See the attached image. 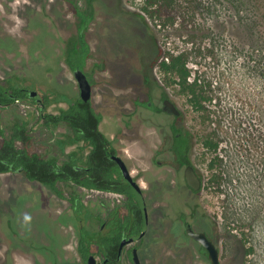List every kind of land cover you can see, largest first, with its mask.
Instances as JSON below:
<instances>
[{
	"label": "rangeland",
	"instance_id": "rangeland-1",
	"mask_svg": "<svg viewBox=\"0 0 264 264\" xmlns=\"http://www.w3.org/2000/svg\"><path fill=\"white\" fill-rule=\"evenodd\" d=\"M74 25L63 0H0V81L29 85L21 78L30 77L41 80L46 94L78 97L64 63ZM89 39V70L96 63L104 67L95 73L93 93L95 108L105 115L103 130L119 135L127 127L134 138L143 131L147 139L132 144L133 153L150 159L176 118L138 107L137 100L161 108L166 94L182 111L177 124L190 134L191 156L205 176L195 198L163 195L151 202V229L158 235L162 228L165 237L155 256L164 254L166 264H191L173 232L180 230V215L198 205L207 215L198 226L214 224L226 235V264H264V0H97ZM169 54L186 55L203 108L191 102L177 74L162 70ZM28 108L0 109L3 127L11 133L15 124L31 120ZM67 132L57 129L58 138ZM38 135L35 148L46 151L49 145L41 141L49 131L39 128ZM84 195L87 201L100 197ZM67 208L23 173L0 174V264H82ZM61 210L69 219L63 230Z\"/></svg>",
	"mask_w": 264,
	"mask_h": 264
},
{
	"label": "flooded vegetation",
	"instance_id": "flooded-vegetation-1",
	"mask_svg": "<svg viewBox=\"0 0 264 264\" xmlns=\"http://www.w3.org/2000/svg\"><path fill=\"white\" fill-rule=\"evenodd\" d=\"M63 2L69 7L70 13L75 19L74 31L66 39L65 43L64 63L75 79L78 97L72 98L66 93L58 92L46 94L40 86L42 83L41 80L38 81L30 77L21 78L23 81L30 82L29 85H6V83L0 81V86L2 87V90H0V109L2 111H7V108L12 106L28 108L33 105L37 109V113L35 114V112L30 109L32 107L28 108L32 119L27 123L15 124L11 133L3 127L0 118V148L4 140L3 136L10 138L14 134L15 127H24L26 133L30 137V152L41 154L47 159H56L60 168L70 171L68 173L70 176L76 175V172H78L85 177L90 170L88 155L92 147L89 145V141L86 139L77 140L72 128L66 123L54 126H47L44 124L45 114H59L62 110L68 109L78 100H83L79 82L74 75L75 70L71 69L66 62L67 43L70 40L77 35H84L90 45L91 55L86 59V66L77 69H81L85 72L92 85V97L87 102H91L94 108L93 93L95 87L98 85L95 73L104 68L99 63H96L95 66L89 70L90 61L93 58V47L89 39V33L96 19L97 0L94 1L95 17L94 20L90 22L88 29L79 28L83 19L80 17L78 11L80 9V11L83 12V8L86 6L85 0H63ZM159 58L160 56L158 59ZM146 80H149V78ZM34 92H37V95L31 97V94ZM5 97L13 99L14 102L12 104L3 102ZM56 97L58 98L57 101H55ZM167 99L172 100L171 97L166 94L160 96V101L162 103L161 108L154 107L153 102L150 100L145 103L144 100L139 99L137 100V106L153 108L157 112L169 114L163 109ZM21 104H24L26 107ZM174 104L178 106L175 102ZM51 108H53V111ZM98 112L103 116L100 130L109 140L105 153L107 158L114 161L119 167L118 163L113 159V156H120L126 162L140 190L135 188L124 178L121 170V180L128 184L129 191H110L88 188L74 180H64L58 183V187L64 193L63 197L53 188L38 181L30 180L24 171V167L17 168L11 164L10 171L4 173L0 172V174L23 173L29 182L38 183L48 188L53 196L61 199L63 203L68 205L69 208L67 209L71 214V221H73L78 230L77 251L82 264H89L90 256H94L95 264H166L165 260L161 257V255L164 254H160L158 257L155 256V253L161 250L159 245L165 242V237L162 233L163 231H161L162 228H159L158 235H155L151 229V202L163 195L169 197L186 196V198H195L203 191L205 176L201 173L191 156L192 138L188 132L183 131L177 124L181 115H172L176 118V122L172 125L169 134L158 137L160 145L156 147L155 151L151 153L150 159H148L145 157L144 153L134 154L132 147L134 143L143 144L147 139V134L141 131L139 133L140 136L134 138V134L128 132L130 129L127 127L123 128V131L119 135L113 132H105L103 130L105 115L103 112ZM61 127L67 128L68 132L58 138L57 129ZM175 127L177 130L174 129ZM39 128L49 131V137L43 139L46 142L43 140L41 141L43 144L49 145L46 151H42L43 153L37 151L35 148L36 142H38ZM182 135L186 137L182 138ZM179 139L181 142H186V147L184 149L186 153H184V156H181L180 148L177 145ZM17 146L19 149L24 148L21 142H17ZM189 166L194 167L195 172L202 181L199 190L194 189L188 183L186 171ZM166 170L168 171L167 173H165ZM152 176H155L156 183L151 181ZM65 188L71 191L67 193ZM84 192L97 193L100 197L88 199L87 201L86 197L88 196L84 195ZM132 201L136 204H131ZM51 206L52 204L50 203V207ZM54 210L60 211V208L54 207ZM61 212L63 215H60L59 218L63 217L64 223L59 224V226H61V230H63L66 226V221L69 219L66 220L67 215L65 211L61 210ZM206 217L207 215H203L202 211L198 209V205L195 207L194 211L192 210L187 215L186 213L180 215L178 218L180 230L173 232L176 240H179L177 248L187 251L185 256H189L190 258L183 259L190 261L191 264H212L207 248L188 234V228L189 225H191L194 231L206 234L208 239L213 242L218 250L219 263L226 264V259L224 258L226 235L221 231L220 226H214V224L210 225L208 223L209 221H205L208 225L204 227L198 226V221ZM55 219H58V217ZM81 246L88 249L86 258H84L80 252Z\"/></svg>",
	"mask_w": 264,
	"mask_h": 264
},
{
	"label": "trees",
	"instance_id": "trees-1",
	"mask_svg": "<svg viewBox=\"0 0 264 264\" xmlns=\"http://www.w3.org/2000/svg\"><path fill=\"white\" fill-rule=\"evenodd\" d=\"M94 1L85 0L86 6L83 8V12L79 9L78 13L83 19L80 29H88L90 22L94 20ZM90 55L91 48L84 35H77L67 43L66 62L71 69L76 70L79 67H85L86 59ZM169 55V60L164 57L161 61L162 70L166 73L174 72L177 74L180 78L179 84L191 95V102L196 107L203 108V95L197 87V82L190 80L191 71L186 55ZM0 90H2L1 86ZM3 102L12 104L14 100L5 97ZM102 119V114L93 107L92 103L83 100H78L59 114L48 113L44 116L45 125L54 126L66 123L72 128L77 140L86 139L89 141V145L92 147L88 155L90 170L85 177L76 171V175L70 176L68 174L70 171L60 168L56 159H47L41 154L30 152V137L25 128L21 126L15 127L14 134L10 138L3 136L4 140L0 148V172L10 171L11 164L17 168L24 167V171L30 180L38 181L53 188L61 197L64 196V193L58 187V183L64 180H74L88 188L129 191L128 184L121 180L119 167L105 154L109 140L100 130ZM174 129L177 130L176 127ZM184 137L186 136L182 135V138ZM17 142H21L24 148L19 149ZM206 144L214 150L218 148V144L211 141H207ZM177 145L180 148L181 156H184L186 142H181L179 139ZM131 204L136 203L132 201ZM80 252L86 258L88 249L81 246Z\"/></svg>",
	"mask_w": 264,
	"mask_h": 264
},
{
	"label": "water",
	"instance_id": "water-1",
	"mask_svg": "<svg viewBox=\"0 0 264 264\" xmlns=\"http://www.w3.org/2000/svg\"><path fill=\"white\" fill-rule=\"evenodd\" d=\"M74 75L76 79L79 82L80 88H81V96L84 101H89L92 97V85L89 82L87 75L85 72L81 69H77L74 71ZM37 95V92H34L31 94V97H34ZM41 101V100H39ZM164 111L167 113L174 115V116H179L181 115L182 111L179 109L178 106L174 104V102L170 99H167L164 103ZM113 159L118 163L120 170L124 176L125 179H127L135 188L140 190V187L136 181H134L133 176L131 175V172L126 164V162L120 157V156H113ZM21 171V169H20ZM186 177L188 180V183L191 187H193L196 190H199L202 185V181L200 177L197 175V173L194 170L193 166H189L186 171ZM188 234L193 237L194 239L198 240L201 242L208 250L209 252V258L211 260L212 264H220L219 263V255H218V250L213 244L212 241L208 239L205 233L202 232H196L192 228L191 225H189L188 228ZM89 264H95V259L94 256H90L89 258Z\"/></svg>",
	"mask_w": 264,
	"mask_h": 264
}]
</instances>
